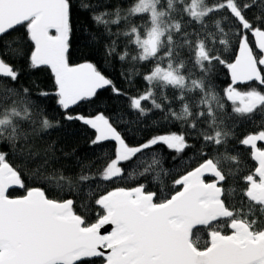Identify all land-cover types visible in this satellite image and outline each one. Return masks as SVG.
Listing matches in <instances>:
<instances>
[{"label":"trees","instance_id":"16d2710c","mask_svg":"<svg viewBox=\"0 0 264 264\" xmlns=\"http://www.w3.org/2000/svg\"><path fill=\"white\" fill-rule=\"evenodd\" d=\"M141 0H67L69 67L88 65L102 80L96 92L62 103L58 78L52 68L33 60L35 44L29 23L0 38V166L9 165L20 186L10 198L41 190L54 202H71L83 226L97 225L108 214L102 200L116 191L140 189L153 196L154 205L167 203L183 189V179L213 163L223 191L227 215L195 228L191 242L201 252L214 235L232 236L241 223L255 237L264 233V205L250 196L258 163L249 139L264 136V100L248 114L238 113L226 92L232 88L229 68L240 45L248 42L259 61L253 34L264 31V0H202L216 8L197 19L188 0H158L160 9L179 23L171 42L157 56L141 58L137 33L144 36L150 17L136 6ZM187 5V6H186ZM187 8V9H186ZM224 43L227 45L224 47ZM201 46L207 58H200ZM170 51L169 59L163 53ZM167 61L180 68L188 84L149 83L147 75ZM264 79V67L259 65ZM264 88L256 83L243 86ZM103 114L108 122L95 118ZM97 123H107L128 147L138 152L121 164L111 179L101 174L115 158L118 147L100 139ZM3 124H6L5 126ZM170 135L185 144L172 145ZM156 142L148 144L151 139ZM257 147L263 149L259 142ZM103 257L83 258L74 264H105Z\"/></svg>","mask_w":264,"mask_h":264},{"label":"water","instance_id":"95a60500","mask_svg":"<svg viewBox=\"0 0 264 264\" xmlns=\"http://www.w3.org/2000/svg\"><path fill=\"white\" fill-rule=\"evenodd\" d=\"M29 23L35 44L33 60L52 68L67 107L93 95L102 80L88 65L69 67L67 0H0V38ZM55 36H52V35ZM257 51L264 55V31L253 34ZM252 47L243 42L229 68L232 87L256 83L264 88ZM260 100L251 97L250 107ZM100 139L111 140L126 151L120 135L107 123L94 125ZM256 175L250 196L264 205V152L255 150ZM220 178L213 163L187 175L181 192L167 203L154 205L153 196L134 198L139 190L116 191L102 200L107 216L97 225L84 227L71 202L49 200L41 190L20 198L8 197L20 186L12 168L0 166V264H74L83 258L103 257L106 264H264V233L253 238L248 227L234 224L237 234L214 235L208 250L198 251L192 231L227 215L223 191L205 177ZM120 230V234H119ZM120 235V236H119Z\"/></svg>","mask_w":264,"mask_h":264},{"label":"rangeland","instance_id":"374dc122","mask_svg":"<svg viewBox=\"0 0 264 264\" xmlns=\"http://www.w3.org/2000/svg\"><path fill=\"white\" fill-rule=\"evenodd\" d=\"M169 1V10L173 9L175 6L174 0ZM178 2H182V0H177ZM188 9L197 19H202L205 15L216 8L205 7L203 5L202 0H188ZM136 8L139 11L145 12L150 17V24L147 33L142 36L141 34L137 33L136 36V43L139 45L141 50V58L143 60H147L151 57L157 56L159 52L163 48V44H169L172 39V33L174 31L179 30V23L174 21L171 16L170 12L164 9H160L158 5V0H141ZM187 9V8H186ZM226 44L224 43V47L226 48ZM201 55L200 58H207L206 52L204 48L201 46L200 48ZM171 56L170 51H165L163 53V58L169 59ZM180 68L173 65L172 62L167 61L166 67L157 66L152 73L147 75V81L151 84L156 83L157 81L163 82L164 85H175L181 87H201L200 82L198 81H190L188 84L184 80V76L180 73ZM0 70L5 73H9V68L3 66L0 63ZM227 97L231 100L234 104V108L238 113L241 114H248L252 111L250 107L251 97L255 96L260 101L264 100V95L259 92L257 89L254 88H244V87H236L228 90L226 92ZM62 103L65 105V102L62 99ZM98 121L108 122L106 117L103 114L98 115L96 118ZM1 123H7V120H0ZM4 126L6 124H3ZM170 138H167L166 141L171 143L172 145H183L185 144V140L183 137L177 135H170ZM157 138L151 139L148 144L156 142ZM249 144L252 145L254 152L262 151L257 147V144L261 142L264 145V136L259 135L249 139ZM140 149V147H128L126 151L117 150L115 158L108 164L105 168L101 177L103 179H111L116 177L122 173L121 164L130 158H132ZM260 183H258L259 186ZM138 194H133V197L139 198V196L143 195V192L140 189ZM133 191V190H131ZM237 232H234V235ZM253 238H256L253 236Z\"/></svg>","mask_w":264,"mask_h":264},{"label":"flooded vegetation","instance_id":"af4514ba","mask_svg":"<svg viewBox=\"0 0 264 264\" xmlns=\"http://www.w3.org/2000/svg\"><path fill=\"white\" fill-rule=\"evenodd\" d=\"M30 25V24H29ZM52 35V34H51ZM52 36H55V35H52ZM261 54V53H260ZM264 55L263 54H261V58L263 57ZM260 58V59H261ZM252 108H254V107H252ZM206 177H215V176H212V175H207ZM205 177V178H206ZM218 178V177H217ZM211 183V182H210ZM213 183H215V184H217V182H213ZM261 185V182H260V184H259V186ZM119 234H120V230H119ZM120 236V235H119ZM1 252H2V249L0 248V254H1ZM107 262V261H106ZM106 264V263H105Z\"/></svg>","mask_w":264,"mask_h":264}]
</instances>
